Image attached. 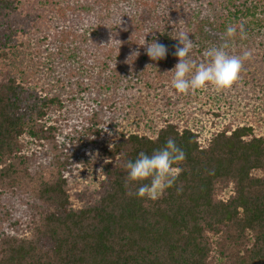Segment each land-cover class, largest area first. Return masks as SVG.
<instances>
[{"label": "trees", "instance_id": "obj_1", "mask_svg": "<svg viewBox=\"0 0 264 264\" xmlns=\"http://www.w3.org/2000/svg\"><path fill=\"white\" fill-rule=\"evenodd\" d=\"M263 55L264 0H0V264H264Z\"/></svg>", "mask_w": 264, "mask_h": 264}, {"label": "rangeland", "instance_id": "obj_2", "mask_svg": "<svg viewBox=\"0 0 264 264\" xmlns=\"http://www.w3.org/2000/svg\"><path fill=\"white\" fill-rule=\"evenodd\" d=\"M224 35H226V34H220V33H218V32H216V31H214L213 32V34H212V36H214L215 38H214V40H220L219 38H221L222 36H224ZM181 64H183V65H188L187 63H186V61L185 60H183L182 62H180ZM195 63V62H194ZM196 64H198V63H196ZM262 64L264 65V55H263V61H262ZM259 66L260 67V65L259 64H256V66ZM193 66V65H192ZM195 67H194V70H196V69H200V75L198 74V71H197V73L195 74V76H196V79L198 80V81H195L194 82V85L195 86H199L200 87V89L201 88H205L206 89V92L208 93H210L213 89H214V86L215 85H217L214 81H212V80H210V78L208 79V75L206 76L205 75V73H207L206 71V68H204L203 66H200L199 64L198 65H194ZM256 66H250V69H249V71L248 72H251L252 74H253V80H254V83H251L250 85H249V81L248 80H244V79H246L245 77H242L241 78V80H239L237 83H235V84H237L234 88H233V90H234V93L235 94H238V95H242L243 94V96L244 97H248V95L250 94H252V92H254L255 91V93H254V95L255 94H257L256 92H258V90L259 89H261V87L263 88L264 87V85L263 86H261V84L260 83H258L259 81H258V77H260L263 73H259V71H258V69L256 68ZM263 70H264V68H263ZM204 71H205V73H204ZM185 74H189V71H183ZM184 74V75H185ZM264 75V74H263ZM199 77V78H198ZM249 80H250V78H249ZM252 80V81H253ZM257 82V85H256V82ZM158 84V82L157 81H153L152 82V84L150 85V86H158L157 85ZM255 85H256V87H255ZM192 86H193V84H192ZM261 86V87H260ZM255 87V88H254ZM229 90V89H228ZM232 90V91H233ZM230 91V90H229ZM262 93V92H261ZM260 96L261 97H263L264 98V96H262L261 94H260ZM263 101V100H262ZM261 101V102H262ZM253 104H257V101H254L253 102ZM148 106V105H147ZM252 110V109H251ZM255 110H260L259 109V107L257 106L256 108H255ZM251 111H249V113H250ZM262 115H263V117H264V112H262ZM262 117V116H261ZM263 121V120H262ZM160 188H161V183H157L153 188H151L150 189V193L152 194V195H157L158 193H159V191H160ZM227 192V191H226Z\"/></svg>", "mask_w": 264, "mask_h": 264}]
</instances>
